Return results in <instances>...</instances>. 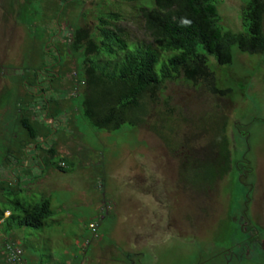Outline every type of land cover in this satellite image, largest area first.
Segmentation results:
<instances>
[{
	"label": "rangeland",
	"instance_id": "obj_1",
	"mask_svg": "<svg viewBox=\"0 0 264 264\" xmlns=\"http://www.w3.org/2000/svg\"><path fill=\"white\" fill-rule=\"evenodd\" d=\"M247 1L214 2L222 32L244 31ZM152 6L0 0V212L44 200L48 211L38 227L0 224V244L15 241L26 264H264V52L232 46L222 66L207 58L226 97L177 75L144 100L138 124L106 130L82 114L71 31L98 36V18L113 14L104 28L125 50L154 48L140 15ZM111 49L97 59L108 68L123 53ZM223 125L228 173L212 149Z\"/></svg>",
	"mask_w": 264,
	"mask_h": 264
},
{
	"label": "trees",
	"instance_id": "obj_2",
	"mask_svg": "<svg viewBox=\"0 0 264 264\" xmlns=\"http://www.w3.org/2000/svg\"><path fill=\"white\" fill-rule=\"evenodd\" d=\"M215 1L153 0L152 8H141L143 27L154 48L147 44L125 50L123 43L104 28L107 25L106 17L116 20L117 16L113 14L98 18V36L85 27L73 29L67 50L71 55L77 56L76 74L80 76L79 81L85 88L78 96L81 97L82 114L94 125L106 130L116 129L126 120L131 125L138 124L147 110L144 100L152 101L161 90L163 82L177 75L193 85L203 83L214 95L228 96L230 88L218 83V77H214L213 70L207 65V58L212 57L216 65L222 66L231 63L232 46L242 53L264 52L261 28L264 0H249L244 4L240 10V19L245 29L238 33L221 31ZM112 47L123 53L112 61L111 68H108V62L99 64L98 55L104 53L111 57ZM158 52L165 55L161 63L158 62ZM135 109L140 110L141 117L127 118V112ZM164 116L168 117L166 113ZM20 126L32 134L26 120L21 119ZM223 127L224 125L218 138H212L217 143L212 149L216 154V161L224 164L225 172L228 173L231 152ZM162 128L167 129L164 125ZM47 153L52 154L51 151ZM58 168L62 170L61 166ZM214 177L215 175L208 177L210 187L216 181ZM18 204L3 219L4 210L0 212V224L5 222L13 226H10V232L15 227H38L48 217L46 200L23 208ZM2 231L3 234L9 232L5 229Z\"/></svg>",
	"mask_w": 264,
	"mask_h": 264
},
{
	"label": "built area",
	"instance_id": "obj_3",
	"mask_svg": "<svg viewBox=\"0 0 264 264\" xmlns=\"http://www.w3.org/2000/svg\"><path fill=\"white\" fill-rule=\"evenodd\" d=\"M101 218H103V216H101L100 219ZM88 227L90 230H95L96 224H89ZM3 254L6 264H26L22 259L21 249L12 241H7L4 243Z\"/></svg>",
	"mask_w": 264,
	"mask_h": 264
},
{
	"label": "crops",
	"instance_id": "obj_4",
	"mask_svg": "<svg viewBox=\"0 0 264 264\" xmlns=\"http://www.w3.org/2000/svg\"><path fill=\"white\" fill-rule=\"evenodd\" d=\"M14 178H12V180H13ZM15 181V180H14ZM8 211L7 210H4L3 212H2V219L3 218H5V217H7L8 216ZM0 222H1V219H0ZM3 239H5V237L3 238ZM3 239H2V241H3ZM8 241H12V239H9ZM7 242V241H6ZM12 242H14L17 246H18V244L15 242V241H12ZM5 243V242H4ZM4 246V244L1 242V244H0V247H1V251H3L4 252V249L2 250V247ZM19 247V246H18ZM21 249V248H20ZM3 252L1 253L0 252V258L1 257H3L2 258V260L4 261V254H3ZM4 263H5V261H4Z\"/></svg>",
	"mask_w": 264,
	"mask_h": 264
},
{
	"label": "clouds",
	"instance_id": "obj_5",
	"mask_svg": "<svg viewBox=\"0 0 264 264\" xmlns=\"http://www.w3.org/2000/svg\"><path fill=\"white\" fill-rule=\"evenodd\" d=\"M60 165H61V163H60ZM62 166V165H61ZM26 263V262H25Z\"/></svg>",
	"mask_w": 264,
	"mask_h": 264
}]
</instances>
